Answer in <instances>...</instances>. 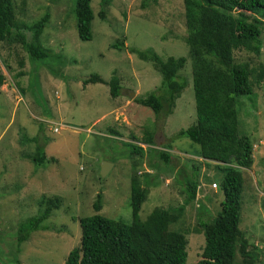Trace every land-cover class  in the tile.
Listing matches in <instances>:
<instances>
[{
	"label": "rangeland",
	"instance_id": "obj_1",
	"mask_svg": "<svg viewBox=\"0 0 264 264\" xmlns=\"http://www.w3.org/2000/svg\"><path fill=\"white\" fill-rule=\"evenodd\" d=\"M11 1L19 10L15 11L17 22L29 24L48 14L39 37L47 54L30 61L19 44L0 43V264H63L69 250L79 246L77 219L95 213L92 204L97 194V214L130 223L133 174L141 183L143 174L152 179L138 211L140 220L153 208L183 206L181 220L171 228L185 235V264H195L203 246L198 215L207 218L209 212L219 210L223 172L214 162L198 158V146L186 138L170 139L195 120L182 0H108L105 7L100 0H91L88 41L76 36L74 0ZM100 10L103 19L97 16ZM259 41L258 55L234 50L235 63H247L254 71L264 66V20ZM117 42L122 48L112 49ZM128 49H150L161 59L185 58L178 72L185 87L168 116L156 118L135 103V98L157 90L160 76ZM90 75L105 82L111 76L118 78L119 96L111 98L104 84L83 86ZM250 83L251 94L238 97L236 104L238 131L248 137L252 158L249 168L241 172L238 228L247 251L256 255L254 264H264V81L250 78ZM109 130L115 135H109ZM145 131L153 136L152 148L176 158L171 161L173 169L152 170L146 167V155L141 161L136 155L128 156L129 143L146 149L141 144ZM37 148L49 159L39 166L31 161ZM102 163L107 170L103 178L99 175ZM181 164L194 165L191 178L199 188L196 199L188 204L174 181ZM46 199L60 200L42 223L48 229L30 233L17 246L18 225L42 211ZM233 264H243L239 255Z\"/></svg>",
	"mask_w": 264,
	"mask_h": 264
},
{
	"label": "trees",
	"instance_id": "obj_2",
	"mask_svg": "<svg viewBox=\"0 0 264 264\" xmlns=\"http://www.w3.org/2000/svg\"><path fill=\"white\" fill-rule=\"evenodd\" d=\"M91 0H74L73 16L76 36L81 41L91 38L90 22L93 18L89 6ZM102 6L108 0H100ZM185 26L184 44L191 67V84L194 101V122L177 131L170 139L184 137L198 146L197 157L214 162L223 172L219 182L222 196L219 210L207 218L198 215L197 226L203 236L199 260L195 264H233L239 255L243 264H254L255 254L247 251V241L238 228L241 199V172L251 165V143L238 131L236 104L240 96L251 94L250 78L256 83L264 81V66L252 70L247 63H235L233 51L243 49L254 55L260 50V25L264 20V0H182ZM15 6L11 0H0V43L19 44L30 61L46 57L39 44L48 14L25 24L16 21ZM16 11V12H15ZM103 11L97 16L103 19ZM120 50L121 43L111 45ZM138 60L148 62L159 74V87L144 98H135L136 104L148 108L154 116H168L185 87L178 72L185 58H159L150 49L136 51L128 49ZM3 76L0 75V86ZM104 84L111 98L119 96V80L115 76L105 82L97 75L82 81L86 84ZM109 135H115L111 130ZM140 146L128 144V156L138 160L147 156L149 169L160 167L163 171L173 169L168 152L152 148L153 136L144 132ZM167 145H170L168 142ZM151 147V148H148ZM49 159L42 148H37L31 158L35 166ZM161 163V165H160ZM165 169V170H164ZM194 165L181 164L175 171V183L181 187L184 202L194 201L199 193ZM142 183L136 174L129 179L130 223L109 219L97 214L100 210L99 194L92 204L93 215L78 218L79 246L66 254L63 264H185L186 239L184 233L171 228L182 218L183 206L175 208H153L144 220L138 217L141 203L145 200L147 187L152 179L148 174ZM214 184V183H212ZM216 187V184H214ZM44 209L35 217L18 225L15 232L17 246L25 242L34 231H45L42 225L51 209L59 207V199H46ZM199 205L197 204V207ZM200 214V213H199Z\"/></svg>",
	"mask_w": 264,
	"mask_h": 264
},
{
	"label": "water",
	"instance_id": "obj_3",
	"mask_svg": "<svg viewBox=\"0 0 264 264\" xmlns=\"http://www.w3.org/2000/svg\"><path fill=\"white\" fill-rule=\"evenodd\" d=\"M129 96L132 97L133 94L131 93V94H129ZM105 165H106L105 163H102L100 166V172H99L100 174L99 175L101 178L104 177V175L106 174V171H107Z\"/></svg>",
	"mask_w": 264,
	"mask_h": 264
},
{
	"label": "clouds",
	"instance_id": "obj_4",
	"mask_svg": "<svg viewBox=\"0 0 264 264\" xmlns=\"http://www.w3.org/2000/svg\"><path fill=\"white\" fill-rule=\"evenodd\" d=\"M211 185H212V184H211ZM211 185H210V186H211ZM213 185H214V184H213ZM211 188H214V189H215L216 187H215V185H214V187L211 186Z\"/></svg>",
	"mask_w": 264,
	"mask_h": 264
},
{
	"label": "built area",
	"instance_id": "obj_5",
	"mask_svg": "<svg viewBox=\"0 0 264 264\" xmlns=\"http://www.w3.org/2000/svg\"><path fill=\"white\" fill-rule=\"evenodd\" d=\"M211 186H212V187H214V185H213V184H212Z\"/></svg>",
	"mask_w": 264,
	"mask_h": 264
}]
</instances>
